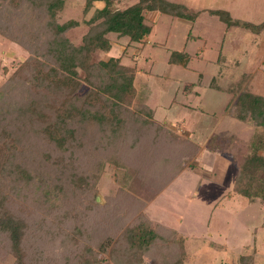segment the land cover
Wrapping results in <instances>:
<instances>
[{
    "label": "rangeland",
    "instance_id": "374dc122",
    "mask_svg": "<svg viewBox=\"0 0 264 264\" xmlns=\"http://www.w3.org/2000/svg\"><path fill=\"white\" fill-rule=\"evenodd\" d=\"M168 1L183 6L187 16H198L190 21L144 12L152 32L143 45H128L127 37L109 34L110 51L92 54L94 62L121 57L123 65L136 70V95L128 107L130 112L141 105L151 108L155 124L199 148L184 170L168 184L159 185L150 198L130 194L139 200V213L155 224L161 235L170 240L182 238L187 254L183 264H240L243 256H253V264H264V204H249L237 195L224 198L232 191L238 165L252 154L255 142L259 155L264 156V127H257L248 118L235 119L228 109L239 92L264 98V31L252 32L239 24L228 28L222 17L211 13L221 10L232 20L264 25V0ZM83 3L84 0H64L56 14L59 24L69 20L79 23L66 34L76 46L88 29L84 22L94 9L103 6L95 2L84 14ZM133 3L118 0L114 6L124 9ZM15 21L9 24L0 17V107L4 105L5 109L27 99V88L20 82L26 72L22 73L20 67L35 57L31 42L35 36ZM138 48L141 50L134 56ZM181 51L191 55L188 65H169L170 53ZM15 75L20 76L10 81ZM79 76L82 79L84 73ZM87 90L82 85L77 94ZM126 128L128 134L132 122ZM77 167L80 177L92 171L84 163ZM95 174V199L85 185L81 189L71 187L72 182L62 176L37 175L33 170L31 181L22 180L8 187L5 198L10 212L27 223L24 245L28 264H61L85 247H91L103 264H115L114 259L121 253L120 244L116 246L115 242L135 220L116 202L119 192L122 197L128 191L125 185L130 177L125 168L107 163L98 164ZM54 182L60 190L54 188ZM44 188L47 200L41 197ZM69 238L76 243V249L74 243H67ZM106 238L111 241L107 243ZM103 241L107 243L105 251L96 248ZM178 248L156 246L141 258L140 264H164ZM0 264H14L2 235Z\"/></svg>",
    "mask_w": 264,
    "mask_h": 264
},
{
    "label": "trees",
    "instance_id": "16d2710c",
    "mask_svg": "<svg viewBox=\"0 0 264 264\" xmlns=\"http://www.w3.org/2000/svg\"><path fill=\"white\" fill-rule=\"evenodd\" d=\"M117 1L84 0V14L89 13L95 2H101L103 6L94 9L84 22L88 29L81 44L76 46L66 34L79 23L69 20L59 24L56 21L64 0H0L2 21L11 24L15 19L18 25L27 27L25 32L35 36L31 41L34 42L35 57L20 67L22 73L26 72L20 82L27 88L24 90L27 99L7 109L4 105L0 107V235L6 238L14 264H28L24 245L27 223L10 212L5 198V192L10 190L8 187L22 180L31 181L33 170L37 175L54 173L56 177L62 176L72 182L71 187L77 185L75 187L81 189L85 185L93 191L95 199L96 167L103 163L126 169L130 177L125 185L128 191L123 190L127 194L123 193L122 197L119 192L116 202L127 211L126 215L135 217L120 234L119 242H115L121 248L119 258L114 259L115 264H140L141 258L154 247L171 245H178L179 250L166 258L164 264H183L187 260L182 238L170 240L161 235L155 224L139 213L136 208L139 200L130 193L142 197L145 194L147 198H143L147 200L159 185L168 184L182 172L199 148L171 136L167 129L155 124L151 108L141 105L130 112L128 107L136 95V70L123 65L121 57L94 62L92 54L110 51L109 34L127 37L128 45H143L152 32V27L145 22L144 12L190 21L198 14L187 16L183 6L168 0H131L134 3L124 9L115 8ZM211 13L222 17L228 28L239 24L252 32L264 31L263 24L252 26L232 20L225 11ZM140 50L136 49L134 56ZM190 60L191 55L185 51L171 52L168 63L185 68ZM80 72L84 73L82 79ZM16 76L10 81L14 82L20 75ZM82 85L88 90L78 95ZM214 89L223 91L219 87ZM234 97L236 99L228 108L229 114L241 121L248 118L257 127H264V98L250 92H239ZM130 122L132 128L127 134L126 126ZM137 130L143 133L138 134ZM257 149L255 142L252 154L238 165L232 191L224 198L237 195L249 204L258 201L264 204V156L259 155ZM79 163L91 167L92 171L80 177ZM54 188L60 190L58 183ZM42 191L41 197L47 200L46 189ZM70 241L76 249L74 240L69 238L67 243ZM110 241L106 238L107 243ZM107 243L99 242L96 248L105 251ZM67 259L61 264H103L95 258L91 247H85L80 254L74 253L71 260ZM239 259L240 264L254 263L253 256Z\"/></svg>",
    "mask_w": 264,
    "mask_h": 264
},
{
    "label": "crops",
    "instance_id": "0c3cea01",
    "mask_svg": "<svg viewBox=\"0 0 264 264\" xmlns=\"http://www.w3.org/2000/svg\"><path fill=\"white\" fill-rule=\"evenodd\" d=\"M173 2V1H172Z\"/></svg>",
    "mask_w": 264,
    "mask_h": 264
}]
</instances>
